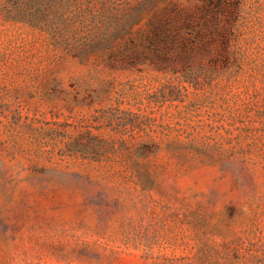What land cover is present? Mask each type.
Masks as SVG:
<instances>
[{
  "label": "rangeland",
  "instance_id": "rangeland-1",
  "mask_svg": "<svg viewBox=\"0 0 264 264\" xmlns=\"http://www.w3.org/2000/svg\"><path fill=\"white\" fill-rule=\"evenodd\" d=\"M0 264H264V0H0Z\"/></svg>",
  "mask_w": 264,
  "mask_h": 264
},
{
  "label": "trees",
  "instance_id": "trees-1",
  "mask_svg": "<svg viewBox=\"0 0 264 264\" xmlns=\"http://www.w3.org/2000/svg\"><path fill=\"white\" fill-rule=\"evenodd\" d=\"M151 47H153V52H154V56H155V60H162L163 58H165V56H163V53L161 51V44H164V40L163 38H159L158 34H156V36L151 39Z\"/></svg>",
  "mask_w": 264,
  "mask_h": 264
}]
</instances>
